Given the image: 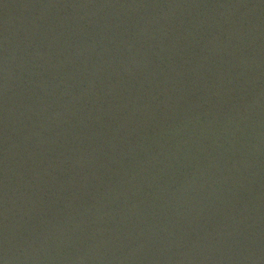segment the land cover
I'll return each mask as SVG.
<instances>
[{
	"label": "water",
	"instance_id": "obj_1",
	"mask_svg": "<svg viewBox=\"0 0 264 264\" xmlns=\"http://www.w3.org/2000/svg\"><path fill=\"white\" fill-rule=\"evenodd\" d=\"M0 261L264 264V0H0Z\"/></svg>",
	"mask_w": 264,
	"mask_h": 264
},
{
	"label": "clouds",
	"instance_id": "obj_2",
	"mask_svg": "<svg viewBox=\"0 0 264 264\" xmlns=\"http://www.w3.org/2000/svg\"><path fill=\"white\" fill-rule=\"evenodd\" d=\"M0 264H4V262L3 261H0Z\"/></svg>",
	"mask_w": 264,
	"mask_h": 264
}]
</instances>
